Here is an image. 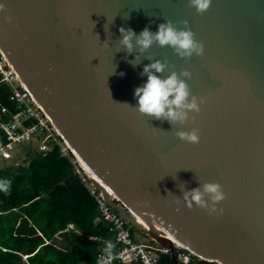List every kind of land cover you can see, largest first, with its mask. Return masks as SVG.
Instances as JSON below:
<instances>
[{
  "label": "water",
  "instance_id": "95a60500",
  "mask_svg": "<svg viewBox=\"0 0 264 264\" xmlns=\"http://www.w3.org/2000/svg\"><path fill=\"white\" fill-rule=\"evenodd\" d=\"M0 52L128 223L264 264V0H0Z\"/></svg>",
  "mask_w": 264,
  "mask_h": 264
},
{
  "label": "trees",
  "instance_id": "16d2710c",
  "mask_svg": "<svg viewBox=\"0 0 264 264\" xmlns=\"http://www.w3.org/2000/svg\"><path fill=\"white\" fill-rule=\"evenodd\" d=\"M7 95L0 85L1 102L14 110ZM23 148L24 163L0 165V264H95V238L112 237L96 220L95 199L57 147Z\"/></svg>",
  "mask_w": 264,
  "mask_h": 264
},
{
  "label": "built area",
  "instance_id": "2783aa9c",
  "mask_svg": "<svg viewBox=\"0 0 264 264\" xmlns=\"http://www.w3.org/2000/svg\"><path fill=\"white\" fill-rule=\"evenodd\" d=\"M0 85L7 88L8 100L13 102L15 107L11 110L0 100V131L5 140L0 146V158L7 160L16 154L15 150L22 151L23 147L35 153H45L57 147L59 154L69 159L73 173L79 177L88 193L95 199L98 210L96 220L102 221L112 231L111 238H95L97 250L95 264H221L217 260L198 256L184 245L173 241H171L172 250L166 243L162 244L154 238L147 237L145 241H141L142 236L135 227L136 230L130 232L133 226L105 200L106 196L109 200L118 203L116 197L94 185L77 157L21 83L1 52ZM68 227L72 226L69 224ZM162 258H168L170 261Z\"/></svg>",
  "mask_w": 264,
  "mask_h": 264
},
{
  "label": "rangeland",
  "instance_id": "374dc122",
  "mask_svg": "<svg viewBox=\"0 0 264 264\" xmlns=\"http://www.w3.org/2000/svg\"><path fill=\"white\" fill-rule=\"evenodd\" d=\"M21 150L22 151H20L19 149L18 150H15L16 151V154L13 155V157L8 158L7 160L0 158V165H7V164H14L15 165L16 163H21L22 161L24 163V161L26 159H29V158H27L28 155H26V153H24L25 152L24 151L25 149L22 148ZM139 232H140L142 238H147V236H146V234L144 232H142V231H139Z\"/></svg>",
  "mask_w": 264,
  "mask_h": 264
},
{
  "label": "bare ground",
  "instance_id": "6f19581e",
  "mask_svg": "<svg viewBox=\"0 0 264 264\" xmlns=\"http://www.w3.org/2000/svg\"><path fill=\"white\" fill-rule=\"evenodd\" d=\"M80 162V161H79ZM80 165L83 167V165L80 163ZM84 168V167H83ZM84 170L86 171V169L84 168ZM86 173L89 175V173L86 171ZM90 176V175H89ZM90 178L92 179V177L90 176ZM136 221V223L137 224H139L141 227H147L148 225H147V223L144 221V220H142V219H136L135 220ZM153 226H154V228L155 229H157V230H159L161 233H164L163 235H164V237L165 238H167V239H169L170 241H173L174 243H177V244H181L180 242H178V241H176V239H174L173 237H171L169 234H167L166 232H164L163 230H161L159 227H157L156 225H154L153 224ZM181 245H183V244H181Z\"/></svg>",
  "mask_w": 264,
  "mask_h": 264
},
{
  "label": "crops",
  "instance_id": "0c3cea01",
  "mask_svg": "<svg viewBox=\"0 0 264 264\" xmlns=\"http://www.w3.org/2000/svg\"><path fill=\"white\" fill-rule=\"evenodd\" d=\"M141 241H145L146 240V238H142V239H140Z\"/></svg>",
  "mask_w": 264,
  "mask_h": 264
}]
</instances>
